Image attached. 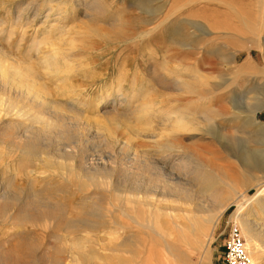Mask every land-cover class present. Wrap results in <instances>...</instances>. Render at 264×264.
Listing matches in <instances>:
<instances>
[{
	"label": "rangeland",
	"instance_id": "1",
	"mask_svg": "<svg viewBox=\"0 0 264 264\" xmlns=\"http://www.w3.org/2000/svg\"><path fill=\"white\" fill-rule=\"evenodd\" d=\"M62 3L67 5L68 13L76 6V24L85 23V37L76 39L77 48L71 53L66 51L68 35L60 34L61 29L47 35L48 30L42 26L51 8L56 7V11H52L54 19L59 7L64 5ZM93 28L106 36L94 33ZM44 39L47 41L43 42ZM55 50L66 51L71 65L77 69L65 86L73 90L85 88L83 100H80L86 102L88 109L77 110L72 107L70 97L58 94L65 89L61 82L65 78L63 75L44 71L43 56L53 54ZM0 53L8 65L32 68L31 71L36 73L34 76L58 104L80 115V118L63 120L68 129L82 132V138L91 140L88 153L96 143L99 147L96 151L113 154L115 160H119L120 148L126 149L127 144L140 156L161 161V146L170 142L181 147V152L174 155L185 157L188 163L189 173L175 169L182 179L193 184L191 173L201 163L223 176L227 184L223 190L233 200L256 194V187L264 175V138L253 125V119L264 125V0H0ZM170 72H181L184 80L200 93L186 92L182 97H176L175 75ZM119 80H122V92L127 96L116 101V108L110 104L101 108L111 113L106 119L95 112V106L104 99V87L113 88ZM145 103L154 105V116L145 120L142 124L147 126L143 127L136 122L135 112ZM177 107L200 119V126L195 127L197 131L194 129L196 133L171 134L167 131L165 120ZM206 114H212L209 123L202 122ZM116 119L125 120L127 127H118V121L113 124ZM107 126L115 132L118 146L106 142L108 132L102 129ZM138 128L146 131L149 138H138L132 131ZM222 135L226 138L222 139ZM77 143V146L71 145L73 151L83 148L87 152L85 142ZM226 144L230 151L226 150ZM0 149L6 150L5 146ZM180 158L174 163L180 162ZM9 159L7 154L0 159V187L66 204L73 218L84 216L83 204L90 205L92 201L106 197L110 200L105 205L110 218L99 229L81 228L67 232L50 223L21 224L14 220L15 208L2 211L0 261L4 264L8 262L4 259L11 255L19 256L22 264H51L54 258H65L71 251L77 252V245L82 241L86 242V251L94 249L103 259L94 264H117L119 254L124 258L133 257L112 251L117 246L123 247L130 236L137 242L131 250L154 247L155 264H224L227 224L237 222L233 216L237 209L233 200L231 207L205 235L193 232L194 236L186 243L179 237V224L186 220L182 219L185 214H174L177 217L169 219L156 207L133 205L129 203L131 197L112 192L118 177L124 179L126 176L120 168H113L114 176L109 186L83 189L77 177H66L58 169L42 171L36 160L31 165L38 168L40 174L26 178L18 171L23 168L20 158ZM73 164L78 165L79 160ZM98 179L102 180V177ZM167 205L173 208L170 202ZM252 208L249 211L254 212L253 219L263 224L262 208L256 204ZM123 210L140 224L130 221L129 225ZM113 216L125 225H111ZM163 221L168 223L164 225ZM153 227L161 230L162 238L153 232ZM166 227L168 232L164 234ZM165 241L172 252L167 251ZM247 247L253 263L257 264L256 255L252 254L248 244ZM62 249L63 255L60 254ZM179 250L182 251L181 258L176 260L173 256ZM137 255L133 257L135 263L143 264L144 255ZM261 261L264 263V251ZM81 262L84 264L83 260Z\"/></svg>",
	"mask_w": 264,
	"mask_h": 264
},
{
	"label": "bare ground",
	"instance_id": "2",
	"mask_svg": "<svg viewBox=\"0 0 264 264\" xmlns=\"http://www.w3.org/2000/svg\"><path fill=\"white\" fill-rule=\"evenodd\" d=\"M62 4L64 5L59 7V10L55 13L57 16L54 17V19L52 18V16H54L52 11L54 13L56 7L51 8L42 26L48 30L47 33L45 32L47 35L55 32L56 29H61L60 34L68 35V48L66 51L71 53L77 48L78 42L76 39L78 37H85V23L81 22L79 25L76 24V15H74L76 6L73 7L71 13H68L69 10L67 11V5L65 3ZM50 18L53 20L49 22ZM93 29L94 30H91L94 31V33L106 36L102 34L98 28ZM25 33L26 32H24V34ZM46 41L45 39L43 40V42ZM64 52L55 50L53 54L43 56L41 62L43 69L46 73L63 75L65 78L61 82L64 84L63 86L65 89H61L58 94L62 96L64 93L70 97L69 100L72 101L73 108L77 110H86L88 109V105L85 101H81L83 100L81 99L82 96L85 94L83 93L85 88L73 90L65 86L68 83L66 81L76 73L77 69L71 65L68 54ZM24 66L25 65L22 66L19 64L18 66L8 65L5 62L3 54L0 53V146H5L6 148L5 151L4 149H0V159L3 158L5 154H7V158L11 160H16L19 157L21 164H23V168H19L18 171L24 177L30 179L34 177L35 174H40L39 169L42 171L47 169H58L62 171L66 177H77L80 182L79 185L84 189L90 186L96 187L97 185L109 186L111 184L110 179L114 176L113 168H120L125 172L126 176H124V179L118 177L117 181L113 183L112 192L131 197L129 203L133 205L144 206L145 208L156 207L157 210L164 213V217L169 219H175L177 215L174 214H185L186 217L183 216L182 219L186 220L179 224V237L183 241H186V243L194 236L193 232H200V236L205 235V233L218 221V218L231 207L233 198L225 194L226 190H223V187L227 185L223 176L217 175V173L209 170L207 166L199 163L192 171L193 184L187 182L186 179H182L176 173L175 169L179 170L180 173L189 171L185 157L180 158L174 155L176 152L178 154L181 152V147L179 145L170 142L166 145H162V149L159 152L163 155L162 159H160L161 161H155L156 159L153 160L147 156H140L137 153L138 151L127 144H125L126 149L125 147L120 148L119 160H115L113 154L102 153L99 150L96 151V149L99 148L96 143L92 144L95 147H92L91 152L88 153L91 147V140L84 137L82 138V132L68 129L69 127H66V123H64L63 120L71 117L80 118V115L75 111L64 109L63 106L58 104L55 97L46 90L40 84V80L38 81L34 76L36 73L31 71L32 68L30 69L29 66ZM176 73L179 75H176ZM180 73L181 72H170V74L175 75L173 82L174 89L177 92L176 97H182V94L186 92L197 95L199 91L193 89ZM116 84L115 87L112 86L113 88H111V86L104 87V99L100 100V103L98 102L95 106V112H97L98 115H103L102 117L106 119H109L111 113L108 112L107 109L101 110V108L110 105L116 108L118 106L116 101L125 99L127 96L122 92V80H119ZM113 91L116 94V98H114L115 95L112 96ZM153 107V104L145 103L138 109L135 112L136 122L143 127L147 126L142 123L145 120H150V118L154 116ZM181 109L180 107L175 108L173 114L165 120V122L168 123L167 131L171 134L193 131L196 133L197 129H195V127L200 126V119L197 118V115H195L196 117L194 115L192 116L190 111H182ZM208 115L210 114H206V117L203 115L204 119L202 122L209 123V121L212 120V114L211 116ZM99 119H101V117H99ZM116 121H118V127H127V122L124 123L125 120L116 119L113 120L112 123L116 124ZM253 121L254 127L257 128L256 130L264 138V125L256 123L254 119ZM29 123H32V125ZM35 125H39L40 127ZM138 129L132 130L138 138H149V136L146 135V131L141 130V128ZM102 130L108 132V138H106L107 143L115 146L120 144L117 143L115 132L109 126ZM219 133L221 134V132ZM225 138L226 136L222 135V139ZM76 140L85 142L84 149L87 152H84L83 148L80 149V151H73L71 149V145H78V141ZM225 148L230 151L228 144L225 145ZM68 149H70V151H68ZM179 158L180 162L174 163V160ZM34 160L40 162L41 167L39 169L31 165ZM75 160H79L78 165L73 164ZM173 163L174 165L172 166L171 164ZM243 166H246L245 163H243ZM135 172H137L136 176L132 177ZM100 177H102V180L98 179ZM262 179L263 180L256 187L255 195L249 198L240 196L232 202L233 204L235 203L237 207L233 214V216L235 215L234 219L239 223L252 254L256 255L257 264H264L261 261L262 252L264 251V223L262 222L263 224H260V221L258 222L257 219L254 220V212L251 213L249 210L253 209L252 206L256 204L264 211V175ZM168 201L173 205V208L167 205L169 203ZM106 202L110 203V200L106 197H102L96 201H92L90 205L85 206V204H83L84 216L73 218L66 204L54 203L33 195H24V193L18 189L9 190L0 187V212L15 208L17 215L14 217V220L21 224L38 225L42 222L50 223L53 227L59 225L65 228L67 232L71 229H99L104 227L106 220L110 218L108 216L109 210L105 207ZM126 211L127 210H123L125 213ZM125 215L126 219L129 220V225L130 221L140 224V221L135 219L133 215L128 213ZM112 220L114 222L110 223L111 221L109 220V223L113 226H115L116 223L121 226L125 225L124 221L114 216ZM162 223L166 225L168 222L163 221ZM151 229L162 238L163 235L161 230H155L154 227ZM167 232L168 228L166 227L164 234H167ZM63 238L66 239V236ZM136 244V240L130 236L123 247L117 246V248H113L112 251L116 254H130L133 257L137 254H142L140 256L144 255L143 264L147 262L155 264L154 252H156V250L153 249L154 247L152 248L149 246L150 248L147 250V248L143 246L141 249L131 250V247ZM77 246L79 249L77 252L71 251V254L65 258L62 256L56 259L54 258L51 264H82L81 260L84 261V264H94L96 260H103L98 257L96 250L86 251V242L82 241ZM165 246L167 251L170 252L172 249L170 245L166 242ZM63 252L64 250L62 249L60 254L63 255ZM181 253L182 251L179 250L173 257L177 260L181 258ZM11 257L14 258L13 255H11ZM11 257H6L7 259H4L8 261L5 264H22L19 256H16L17 258L14 259ZM68 257L70 258L69 260L66 259ZM117 257L119 258L117 264H136L133 257L124 258L120 257V254ZM1 262L3 261H0V263ZM176 264H178V262Z\"/></svg>",
	"mask_w": 264,
	"mask_h": 264
},
{
	"label": "built area",
	"instance_id": "3",
	"mask_svg": "<svg viewBox=\"0 0 264 264\" xmlns=\"http://www.w3.org/2000/svg\"><path fill=\"white\" fill-rule=\"evenodd\" d=\"M227 229L226 238L223 244L224 264H253L240 225L233 221L227 224Z\"/></svg>",
	"mask_w": 264,
	"mask_h": 264
}]
</instances>
